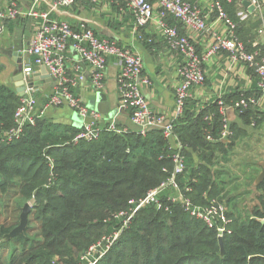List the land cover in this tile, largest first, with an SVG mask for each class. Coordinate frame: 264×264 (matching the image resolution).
Segmentation results:
<instances>
[{"label": "trees", "instance_id": "trees-1", "mask_svg": "<svg viewBox=\"0 0 264 264\" xmlns=\"http://www.w3.org/2000/svg\"><path fill=\"white\" fill-rule=\"evenodd\" d=\"M236 1L223 4L238 23ZM253 27L241 21L236 35L249 51L258 48L264 55V44L254 46ZM20 101L15 90L0 86V133L16 125ZM188 103L174 121L186 156V172L179 180L182 186H192L196 203L226 202L232 221L222 238L223 254L216 229L169 201L168 191L159 197L161 208L153 203L141 207L126 227L122 217H116L170 176L176 142L161 129L149 128L143 134L138 128H124L122 133L102 128L97 139L75 141L80 128L44 117L27 125L20 137L0 141V195L6 194L5 205H12V198L32 200L37 220V226L4 241L20 220L4 222L0 217V264H264V180L251 206L240 208L238 194L226 200L233 191H227L215 167L220 158L229 161L237 129L230 125L232 139L220 140L219 101L192 112ZM254 108L241 112L247 123L262 113ZM118 231L101 258L94 254L82 260L92 246Z\"/></svg>", "mask_w": 264, "mask_h": 264}, {"label": "built area", "instance_id": "built-area-1", "mask_svg": "<svg viewBox=\"0 0 264 264\" xmlns=\"http://www.w3.org/2000/svg\"><path fill=\"white\" fill-rule=\"evenodd\" d=\"M76 1L53 0L52 9L43 11L37 7L40 0H35L34 7L27 12L30 17L38 20L35 34L30 40L28 52L33 56V64L45 66L54 80V91L47 97L46 103L39 110L36 88L27 86L14 114L16 125L0 133V141L9 142L20 137L25 127L36 124L37 120L44 116L47 109L66 103L83 118L91 120L90 123L84 122L81 131L75 136L74 140L97 139L102 129L99 122L102 120L103 115L97 110L88 108L83 100L74 93V88L78 86L83 76L79 72L80 67L73 76L67 73L66 53L69 48L74 49L79 58L78 62L90 66L91 84L96 90L105 89L108 58L114 56L119 64L120 107L131 110V121L141 133L144 134L149 128H159L166 138L173 139L176 142V151L172 154L173 170L170 176L158 187L152 189L144 198L138 201L132 200L131 203L134 206L129 211H121L116 215V217H122L123 219L122 228L128 225L141 207L153 203L161 208L162 202L159 197L168 191L170 192L167 196L169 201L180 203L191 217L202 220L210 228L216 229L218 237L223 238L228 230L229 223L232 221L227 214L228 206L226 202L212 199L208 205L196 203L190 195L192 186L189 184L182 186L180 183L179 177L186 172V156L183 153V144L177 139L174 132V121L183 115L187 102L192 96V87L206 82L204 62L210 56L218 54L222 50H227L232 60L243 61L253 68L259 77L258 89L260 96L243 95L236 103V108L240 112L250 106L262 108L264 102V55L258 48L249 51L238 38L236 35L238 24L227 15L223 0H210L207 13L191 0H120L133 14L137 27L151 24L154 27L153 33L162 36L168 48L182 57L178 69L180 79L175 88V108L171 118H167L156 113L144 96L143 86L148 84L149 80L144 75V59L139 53L114 39L99 37L87 25L76 27L67 20L52 16V10L73 6ZM88 1L93 4H102L112 0ZM251 1L256 7H260L258 0ZM23 14L24 11L21 10L16 0H11L6 8L0 6V34L4 31L8 20L16 19ZM214 14L218 20L226 24L228 32L225 35L219 34L216 36L215 43L209 48L204 57L199 55L194 38L188 34H182L179 27L171 24L168 20L171 16L193 33L201 35L209 31L208 19ZM245 17L244 15L243 18ZM151 37L148 38L150 42L153 41ZM24 72L34 73L33 66H25ZM219 104L223 106V102ZM105 128L116 133H122V129L116 125L115 120ZM233 134L234 131L223 113V124L219 139L228 142L232 139ZM209 139H212V136H209ZM118 235L119 232H116L113 238H105L106 247L102 248L101 241L92 246L89 252L82 256V260L88 259L89 256H94V254H98L97 259L101 258L109 250ZM94 263L90 261V264Z\"/></svg>", "mask_w": 264, "mask_h": 264}, {"label": "crops", "instance_id": "crops-1", "mask_svg": "<svg viewBox=\"0 0 264 264\" xmlns=\"http://www.w3.org/2000/svg\"><path fill=\"white\" fill-rule=\"evenodd\" d=\"M10 1L0 0V6L6 8ZM16 1L24 14L16 19L8 20L4 31L0 34V86H7L16 91L13 72L17 67V61H22L24 67L32 65L34 73L38 75V79L35 81L36 96L38 109L41 110L47 101V97L53 93L55 83L47 69L33 64V56L28 52L38 20L30 17L27 12L34 7L35 0ZM117 1L93 4L88 0H77L73 6L52 10V16L67 20L76 27L87 25L99 37L114 39L139 53L144 59V75L149 80V83L143 86L144 96L156 113L171 118L175 108V88L180 79L178 69L182 57L168 48L162 36L153 33L154 27L151 24L137 27L131 11L126 8L123 2L118 3ZM191 1L198 4L204 12H208L210 0ZM242 1L237 0L235 4L234 12L239 22L247 20L250 23L253 18L258 16L259 18H257L263 22L262 28L264 29V0H258L260 7H256L252 13L243 6ZM52 3L53 0H40L37 7L43 11H48L52 9ZM244 15L245 18H243ZM230 18L237 23V20ZM168 20L171 24L177 25L182 34H188L194 38L197 51L201 57H204L215 43L217 35H225L228 32L226 24L218 20L215 14L208 19L209 31L201 35L193 33L171 16ZM263 29L258 33L254 46L259 43L264 44ZM150 37L153 39L151 42L148 40ZM14 47L24 48L22 56L12 52ZM66 55L67 73L73 76L80 67L79 72L83 76L78 86L74 88V93L83 100L88 108L98 110L103 115L99 122L100 126L105 128L115 120L116 125L121 129L137 128L131 121V110L120 107L118 60L114 56L108 58L106 87L104 90H96L91 84L90 66L79 63L77 52L72 48L68 49ZM204 70L207 76L206 82L192 87V96L188 103L189 111H197L217 101L223 102V106L219 104L221 111L228 119L229 124L238 132V137H236L230 154L240 153V150L236 151L239 137H242L239 138L241 143L248 145L244 154H264V102L262 108H254L262 113L251 118L249 123L244 120L241 112L235 106L243 95L260 96L259 77L256 71L243 61L232 60L227 50L210 56L204 62ZM44 117L54 124L74 126L80 129L86 120H90L83 118L67 103L47 109L42 118ZM171 141L175 142L173 139ZM263 161L264 159L259 161L258 167L254 168V165L248 167L245 170L246 175L237 174L238 183L251 179L253 184L248 189L238 187L244 191L249 190L250 199H253L257 193L255 181L262 171L261 163ZM252 168L253 170L257 169L258 172L253 173ZM237 169L240 170L241 168ZM250 172L253 176L248 178ZM236 191L238 190H234L226 200L228 201L230 197L235 196Z\"/></svg>", "mask_w": 264, "mask_h": 264}, {"label": "rangeland", "instance_id": "rangeland-1", "mask_svg": "<svg viewBox=\"0 0 264 264\" xmlns=\"http://www.w3.org/2000/svg\"><path fill=\"white\" fill-rule=\"evenodd\" d=\"M264 14V13H263ZM258 17V16H257ZM255 17L253 18V20L251 21L252 26H254L252 28V35L254 34L256 36V34L258 35V33L260 32L262 28V25H259L258 23V18ZM239 23V22H238ZM264 31V29H263ZM259 40V39H258ZM263 44V43H262ZM260 50V49H259ZM242 138V137H239ZM239 138L237 140V144H236V151L240 150V153L238 154H230L229 157V161H226L222 158H220V162L216 165V170L219 172V177L220 179L224 180V182L227 185V191L231 192L234 190H238L236 191L237 194L240 196L239 200H238V206L240 208H242L243 205L246 206H251L252 203V199H250V196L244 192V189H240V188H245L248 189L249 187H251V185L253 184L251 179H246L243 180L241 183H238V175L237 174H241L244 175L245 174V170L250 167L251 165H254L253 167H258L259 166V161H262L264 159V154H244V150L247 148V144L245 143H241L239 141ZM237 168H241L240 170ZM253 170V168H252ZM257 173L258 170L254 169L253 173ZM249 177L251 178L253 175L250 172L249 173ZM246 175V174H245ZM247 178V177H245ZM235 181V182H233ZM240 187V188H238ZM7 196L6 194H3L2 196L0 195V217L2 219V221L4 220V222H8V221H13V220H20L21 221V214L23 211V207L25 206V204H29L31 206V210L28 214V222H27V226H37V220L35 219V215L33 214V201L32 200H21V198L17 199V202L14 198L11 199V204L12 205H5V202H7ZM23 202L24 204L20 205L22 206L21 208L17 209V207H19L18 202ZM33 220V221H32ZM19 221V223H20ZM119 232V231H118ZM105 238H103L101 240L102 243V248L107 244L106 241H104ZM4 241H7V239H5ZM12 247V245L10 246V248ZM101 249V248H98ZM8 255V254H7Z\"/></svg>", "mask_w": 264, "mask_h": 264}, {"label": "water", "instance_id": "water-1", "mask_svg": "<svg viewBox=\"0 0 264 264\" xmlns=\"http://www.w3.org/2000/svg\"><path fill=\"white\" fill-rule=\"evenodd\" d=\"M242 4L251 13L256 10V6L252 3L251 0H243ZM23 49H24L23 47H21V48L14 47L12 52L18 56H22V54H23L22 50ZM42 67L44 69H46L45 66H42ZM37 76H38L37 73H30V74L25 73L22 61H17V67L13 72V80L15 82L16 92L18 93V95L20 97L24 95L27 86H30V87L33 86L35 88L37 87L35 84V81L38 79ZM86 122L90 123L91 120H86ZM261 164H262V171L255 181L256 185L260 184L264 180V161ZM30 210H31V206L29 204H25V206L23 207V211L21 214V221H20L19 225L16 228H14L10 234L6 235L5 239L8 240V239H10V238H12L18 234L24 233L26 226H27V222H28L27 217H28ZM263 222H264V220H263ZM219 240H220L222 254H223L224 253V247H223L222 237H219Z\"/></svg>", "mask_w": 264, "mask_h": 264}]
</instances>
